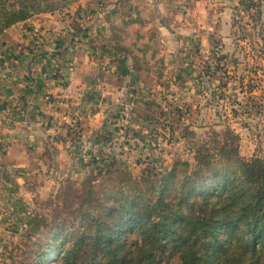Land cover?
Listing matches in <instances>:
<instances>
[{"label":"rangeland","instance_id":"1","mask_svg":"<svg viewBox=\"0 0 264 264\" xmlns=\"http://www.w3.org/2000/svg\"><path fill=\"white\" fill-rule=\"evenodd\" d=\"M87 4L78 0L31 16H51L60 26L78 31L67 36L61 27L42 32L41 26L26 27L28 53L37 50L36 41L51 46L53 52L65 47L68 52L71 41L79 50L87 43L102 44L110 60L129 62L132 72L121 70L127 75L123 90L109 101L87 103L82 109L79 102L70 107L61 95L50 100L66 120L69 160L57 170L48 163L26 170L25 204L9 212L0 210V264H31L46 252L50 254L46 264H60L74 230L94 234L99 221L107 223L113 217L107 215L117 209L120 198L141 192L149 202V172L164 174L175 165L190 172L200 146L217 156L228 143L245 162L264 159V0H253L250 6L238 0L230 30L197 4L184 3L179 15L180 41L168 34L163 40L166 47L153 41L154 50H161L163 57L162 64L151 66L149 57L131 58L113 49L114 40L105 27L99 40L88 39L83 23L91 21L92 11ZM142 18L148 26H141L140 31L152 47L149 16ZM29 19L14 25H26ZM99 24L107 25L103 20ZM135 30L133 26L124 32L122 47L134 41ZM47 52L38 54L42 65L52 59ZM0 55L15 61L10 51H0ZM63 61L62 70L44 75L47 91L65 86L71 69L70 62ZM129 75L136 81L130 83ZM1 119L10 122L6 116ZM83 125L88 129L85 135ZM179 164L184 166L179 168ZM176 191L178 197L180 191ZM170 199L175 202L174 196ZM55 223L64 225L61 232L54 229ZM166 257L163 264H178Z\"/></svg>","mask_w":264,"mask_h":264},{"label":"trees","instance_id":"2","mask_svg":"<svg viewBox=\"0 0 264 264\" xmlns=\"http://www.w3.org/2000/svg\"><path fill=\"white\" fill-rule=\"evenodd\" d=\"M77 1L0 0V36L35 14ZM139 13L130 0H115L102 20L113 49L158 64L161 59L140 31ZM133 26L134 41L122 47V35ZM229 145L224 143L217 156L200 146L190 172L178 165L164 174L149 172V202L141 192L116 200L117 209L107 215L113 217L98 220L94 234L73 231L60 264H163L165 255L178 264H264V159L245 162ZM63 228L54 224L59 232ZM42 256L31 264H46L50 254Z\"/></svg>","mask_w":264,"mask_h":264},{"label":"crops","instance_id":"3","mask_svg":"<svg viewBox=\"0 0 264 264\" xmlns=\"http://www.w3.org/2000/svg\"><path fill=\"white\" fill-rule=\"evenodd\" d=\"M86 1L91 7L92 19L83 23V29L87 31V38L94 42L99 40V33H105L104 27L108 32L107 25L99 23L115 0ZM94 1H97L95 5ZM188 1L202 7L211 19L220 18L225 29H231L230 23L238 0H130L140 12L142 26H148L142 17L148 19L149 16V44L153 45V41L157 40L164 46L163 40L167 34L177 42L180 41L179 15L183 4ZM119 17L120 15L115 17L116 22L120 20ZM54 20L51 16L33 17L27 22L28 25L23 23V26L17 24L8 28L0 38V51H10L15 58L14 61L3 55L1 58L0 55V210L2 208L9 212L25 204L23 195L27 192V169L31 171L38 168L37 163H48L57 170L56 168L68 163V131L64 125L66 120L52 107L50 100L61 95L67 98L70 107L79 102L82 109L87 103L99 104L100 101L104 102V98L109 101L110 98L119 97L123 90L122 84L126 82L127 75L121 73V70L126 68L128 72H132L129 62L125 61L123 65L121 61L110 60L111 56L102 44L96 46L87 43L80 51L71 41L68 52H65L66 47L63 51L53 52L51 46L41 45L36 41L33 45L37 50L28 53L30 39L27 37L26 27L41 26L40 32L45 28L61 27V31L67 36L71 31L73 35L78 31L72 26L64 28L65 25L60 26ZM149 48L156 52V59L163 57L161 50H154V45H149ZM46 50L52 59L42 65L38 54ZM55 54L57 57L54 59ZM64 59L70 62L71 69L66 73L65 86L47 91L45 82L48 78L45 80L44 75L49 76L59 68L62 70L60 63L63 64ZM160 62L162 64L161 60L159 64ZM110 69L112 72H109ZM129 81L133 83L136 79L130 76ZM2 116L9 118L10 122L3 121ZM50 124L54 125L49 126ZM85 131L88 129L84 127L82 135L86 134Z\"/></svg>","mask_w":264,"mask_h":264}]
</instances>
